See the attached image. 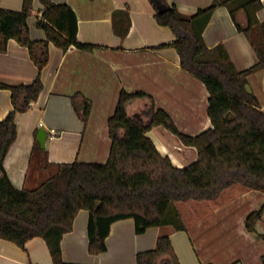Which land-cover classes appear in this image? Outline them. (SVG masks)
<instances>
[{
	"label": "trees",
	"instance_id": "trees-1",
	"mask_svg": "<svg viewBox=\"0 0 264 264\" xmlns=\"http://www.w3.org/2000/svg\"><path fill=\"white\" fill-rule=\"evenodd\" d=\"M148 1L156 22L169 27L175 35L173 41L155 47L175 48L181 68L204 83L211 126L195 135L187 134L179 130L163 108L153 107L144 123L128 114L127 105L151 96L122 88L107 120L111 139L107 160L59 163L55 172L33 188L15 187L3 164L17 136L15 115L26 111L43 89L41 71L49 59V42L64 51L72 44L91 50L94 44L77 41V14L67 3L40 0L43 11L36 26L45 31L43 40L29 36L27 17L32 0H22L19 11L0 8V52L7 50L13 38L27 47L37 67L32 82H0V88L10 90L12 104L0 119V237L24 247L27 240L40 236L54 264H73L62 259L61 239L72 229L80 209L89 213L88 250L99 253L106 250V237L116 220L133 218L136 233L167 224L190 233L243 193H264V109L248 88L250 76L264 70V19L259 20L256 14L262 7L261 0H213L188 15L173 1ZM217 6L228 9L237 30L247 37L257 55L255 64L238 70L222 44L208 47L205 43L203 30ZM239 12L245 16L243 23L237 18ZM129 27L128 10H116L113 32L124 37ZM70 97L86 123L89 100L79 91ZM157 125L175 134L184 145L195 147L196 159L186 166H176L162 154L147 135ZM33 151L40 158L47 153L37 140ZM47 164L45 159L41 167ZM263 211L264 204L246 215L247 231L256 232ZM261 258L264 264V253ZM136 264H180L168 233L158 235L154 248L137 252Z\"/></svg>",
	"mask_w": 264,
	"mask_h": 264
},
{
	"label": "crops",
	"instance_id": "crops-1",
	"mask_svg": "<svg viewBox=\"0 0 264 264\" xmlns=\"http://www.w3.org/2000/svg\"><path fill=\"white\" fill-rule=\"evenodd\" d=\"M53 1L67 3L75 10L78 18L77 41L94 44V48L85 50L72 44L64 51L49 42V59L41 71L43 89L26 111L16 113L17 136L3 162L15 187L37 186L56 171L59 163L74 159L106 161L111 144L107 120L114 111L122 88L140 90L151 96L137 98L127 105L128 114L142 122L139 108L148 104L149 109L163 108L184 133L195 135L211 126L207 115L208 91L204 83L181 68L175 48L155 47L173 41L175 35L169 27L156 22L148 0ZM170 1L177 3L180 11L188 15L213 0ZM261 2L262 7L256 13L259 20L264 19V0ZM0 8L19 11L22 0H0ZM121 9H127L130 18L129 31L124 37L115 34L112 28L113 13ZM42 11L40 0H32V9L27 17L32 40L46 38L45 31L36 26ZM237 18L242 23L245 21L242 12L237 14ZM203 38L208 47L222 44L238 70L257 62L250 42L243 32L237 30L225 6H217L213 10L203 30ZM36 76L37 67L27 47L13 38L9 39L7 50L0 52V82L10 85L29 83ZM248 88L256 94L264 109V70L250 76ZM76 91L90 102L86 123L72 104L70 96ZM11 109L10 90L0 88V119ZM39 128L47 132L44 145L47 153L41 158L33 151ZM147 135L176 166H186L196 159L195 147L184 145L162 125L152 127ZM45 159L49 164L42 168ZM251 192L254 190L217 209L190 233L166 225L151 226L142 233H136L133 218L116 220L110 225L106 250L99 253L88 250L89 213L80 209L72 229L62 236V259L73 264H136L137 252L154 248L158 235L168 233L180 264H263L261 255L264 252L254 261L224 255V250L216 246L218 233L224 228L223 222H220V230L216 228L219 220L213 222V234L206 233L209 231L206 223L212 218L214 221L220 209L238 202ZM256 192L260 195V208L264 204V193ZM245 230L242 233L246 235L256 234L264 249V211L256 223V232ZM0 264L54 263L45 240L35 236L27 240L24 247L0 237Z\"/></svg>",
	"mask_w": 264,
	"mask_h": 264
},
{
	"label": "rangeland",
	"instance_id": "rangeland-1",
	"mask_svg": "<svg viewBox=\"0 0 264 264\" xmlns=\"http://www.w3.org/2000/svg\"><path fill=\"white\" fill-rule=\"evenodd\" d=\"M139 118L144 122L148 121V115L145 114L149 110L148 104H143L140 108ZM143 112V113H142ZM102 161V160H100ZM105 162V161H104ZM244 194V193H243ZM259 193L254 191L229 206L223 207L217 214V217L206 223V228H209L207 234H213V222L218 221L217 230H220L221 223L224 227L219 237L216 239V246L222 248L225 254L230 257H240L245 261L258 260L264 252L261 242L256 234L242 233L244 228V217L248 212L257 209L259 206ZM167 227H172V224H167ZM215 228V229H216ZM233 228V230H232ZM214 229V230H215ZM231 231V232H230ZM246 231V230H245Z\"/></svg>",
	"mask_w": 264,
	"mask_h": 264
},
{
	"label": "water",
	"instance_id": "water-1",
	"mask_svg": "<svg viewBox=\"0 0 264 264\" xmlns=\"http://www.w3.org/2000/svg\"><path fill=\"white\" fill-rule=\"evenodd\" d=\"M47 138V132L43 128H39L37 131V139L41 146L44 147Z\"/></svg>",
	"mask_w": 264,
	"mask_h": 264
},
{
	"label": "built area",
	"instance_id": "built-area-1",
	"mask_svg": "<svg viewBox=\"0 0 264 264\" xmlns=\"http://www.w3.org/2000/svg\"><path fill=\"white\" fill-rule=\"evenodd\" d=\"M51 132H52V133H55V130H54V129H51Z\"/></svg>",
	"mask_w": 264,
	"mask_h": 264
}]
</instances>
